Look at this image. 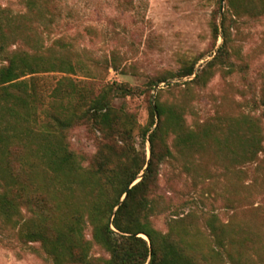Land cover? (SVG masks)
<instances>
[{
  "label": "trees",
  "instance_id": "obj_1",
  "mask_svg": "<svg viewBox=\"0 0 264 264\" xmlns=\"http://www.w3.org/2000/svg\"><path fill=\"white\" fill-rule=\"evenodd\" d=\"M49 1L23 0L25 11L18 13L0 6L3 224L15 232L20 244L37 243L51 264H264L263 224L253 227L235 215L221 222L215 214L200 221L194 211L169 219L165 232L151 222L158 207L152 195L159 168L174 157V151L186 156L208 148L225 153L228 190L234 187L236 202L241 200L238 205L252 202L257 178L248 185L241 179L244 166L261 167L264 111L261 116L241 113L206 119L192 127L185 115L191 110L188 98L193 85L204 86L215 66L226 65L227 73L233 71L229 57L235 18L264 16V0H226L231 17L227 23L223 14L220 24L222 0H217L211 31L213 43L219 37L222 43L198 70L192 61L147 83L148 118L139 129V140L134 135L135 117L124 105L114 104L116 97L133 94L135 89L107 82L95 90L86 81L95 76L92 66L73 54L78 50L67 36L44 48L41 27L47 30L53 15ZM18 40L30 49H11ZM110 66L119 70L115 58ZM50 72L66 75L49 78L45 74ZM193 75L182 83L188 91L183 101L173 94L170 100H162V89L155 90L167 78ZM152 91L156 92L153 103ZM259 104L264 106V87ZM79 126L96 141L91 157L72 146L71 131ZM236 202L228 197V206ZM94 245L106 256L93 255Z\"/></svg>",
  "mask_w": 264,
  "mask_h": 264
},
{
  "label": "rangeland",
  "instance_id": "obj_2",
  "mask_svg": "<svg viewBox=\"0 0 264 264\" xmlns=\"http://www.w3.org/2000/svg\"><path fill=\"white\" fill-rule=\"evenodd\" d=\"M52 22L43 30L44 48L61 36L72 39L76 52L92 66L93 78H83L98 90L105 83L124 85L135 89L133 94L116 97L115 106L124 105L125 110L137 121L134 132L138 133L148 118L147 83L150 80L175 73L185 63L195 62V70L203 67L215 55L222 43L219 37L213 43L211 23L217 14V0H50ZM0 6L10 7L13 13L24 12L23 0H0ZM223 14L228 18L226 0L220 3L218 23ZM232 28L230 60L232 72L226 65L215 66L213 75L204 86L193 85L188 102L191 110L185 118L191 127L206 119L249 113L261 116L264 106L259 104L264 87V16L258 19L236 17ZM29 50L18 40L11 49ZM115 58L118 71L110 66ZM49 78L64 73L50 72ZM194 77L167 78L159 84L161 99L170 100L172 94L183 101L182 83ZM168 84L169 86H167ZM155 91H152V103ZM188 97V96H187ZM256 101V105L253 103ZM264 119V118H263ZM72 146L91 157L96 141L82 126L71 131ZM146 157L150 154L149 142L145 143ZM261 167L256 164L244 166L241 183L248 185L256 177L250 204L236 202L238 194L234 187L228 190V157L208 148L193 156L180 155L161 164L153 197L157 211L151 217L152 225L167 231L169 219L194 211L198 219L215 214L221 222L235 215L251 226L264 225V153L260 154ZM236 179H233L235 182ZM238 190L243 187L238 186ZM228 197L235 199L228 206ZM259 207V209H257ZM263 224V225H262ZM264 227V226H263ZM262 227V229H263ZM86 236L90 237V228ZM140 237L146 239L143 234ZM37 243L22 245L15 232L0 219V264H51L39 250ZM92 254L106 256L94 245Z\"/></svg>",
  "mask_w": 264,
  "mask_h": 264
},
{
  "label": "water",
  "instance_id": "obj_3",
  "mask_svg": "<svg viewBox=\"0 0 264 264\" xmlns=\"http://www.w3.org/2000/svg\"><path fill=\"white\" fill-rule=\"evenodd\" d=\"M222 3H223V0H222ZM159 88V85H156L155 86V90L156 89H158ZM141 177H142V175H140L135 181H133L132 183H131V185L128 187V188H130L132 185H134L136 182H138L140 179H141ZM125 197V195L123 196V198ZM123 198H122V200H123ZM146 237V236H145ZM146 240H147V237H146Z\"/></svg>",
  "mask_w": 264,
  "mask_h": 264
}]
</instances>
